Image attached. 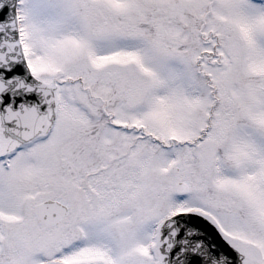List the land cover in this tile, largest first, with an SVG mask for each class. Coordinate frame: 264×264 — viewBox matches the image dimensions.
I'll return each instance as SVG.
<instances>
[{
    "label": "snow or ice",
    "instance_id": "6c2138e0",
    "mask_svg": "<svg viewBox=\"0 0 264 264\" xmlns=\"http://www.w3.org/2000/svg\"><path fill=\"white\" fill-rule=\"evenodd\" d=\"M0 264H264V0H0Z\"/></svg>",
    "mask_w": 264,
    "mask_h": 264
}]
</instances>
